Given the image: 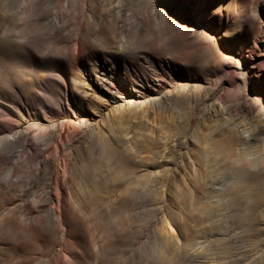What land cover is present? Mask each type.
Segmentation results:
<instances>
[{"label": "rangeland", "instance_id": "rangeland-1", "mask_svg": "<svg viewBox=\"0 0 264 264\" xmlns=\"http://www.w3.org/2000/svg\"><path fill=\"white\" fill-rule=\"evenodd\" d=\"M261 4L221 46L171 0H0V264H264Z\"/></svg>", "mask_w": 264, "mask_h": 264}, {"label": "snow or ice", "instance_id": "snow-or-ice-1", "mask_svg": "<svg viewBox=\"0 0 264 264\" xmlns=\"http://www.w3.org/2000/svg\"><path fill=\"white\" fill-rule=\"evenodd\" d=\"M171 3L177 12L190 18L192 23L186 24L188 27L202 28L209 35L219 38L221 46L232 44L244 46L245 38L250 35L248 24L252 22L251 12L254 9L255 0H171ZM224 5L230 6V9L235 13V17H230L227 24L223 21V13L219 16L213 14L218 6L223 7ZM261 9L260 17L261 20H264V4H261ZM165 13L170 18L172 17L171 12ZM218 22L219 28L215 30ZM237 28L239 31L236 30ZM220 51L223 52V47L220 48ZM235 60L246 81L249 95H258L259 93L253 90L264 89V80L248 79L241 68V63L237 59ZM22 62L26 63L23 55L16 51L6 53L4 48L0 46V89ZM260 74L264 75V71H261ZM236 83H240V81L237 80Z\"/></svg>", "mask_w": 264, "mask_h": 264}, {"label": "bare ground", "instance_id": "bare-ground-1", "mask_svg": "<svg viewBox=\"0 0 264 264\" xmlns=\"http://www.w3.org/2000/svg\"><path fill=\"white\" fill-rule=\"evenodd\" d=\"M186 24L187 23L184 22L182 27H178L176 29V31H175L176 36H186L190 32H194V28L188 27ZM260 117H261L262 123L264 124V110H261Z\"/></svg>", "mask_w": 264, "mask_h": 264}]
</instances>
